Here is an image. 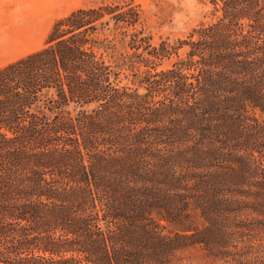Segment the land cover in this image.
<instances>
[{"label": "trees", "instance_id": "trees-1", "mask_svg": "<svg viewBox=\"0 0 264 264\" xmlns=\"http://www.w3.org/2000/svg\"><path fill=\"white\" fill-rule=\"evenodd\" d=\"M205 1L177 47L126 41L133 87L131 2L0 68V264H264V0Z\"/></svg>", "mask_w": 264, "mask_h": 264}, {"label": "rangeland", "instance_id": "rangeland-1", "mask_svg": "<svg viewBox=\"0 0 264 264\" xmlns=\"http://www.w3.org/2000/svg\"><path fill=\"white\" fill-rule=\"evenodd\" d=\"M129 2L139 11V24L129 29L119 27L110 33L115 38L116 56L119 59L120 55L131 58L124 70L119 72V86L133 87L139 73L146 70L140 64L146 55L141 50H130L126 46V41L134 35L145 39L152 47H158L162 42L169 48L177 47L178 42L194 28L212 19L211 7L205 0H7L0 20V52L4 55L7 52L9 58L6 61L12 63L43 48L54 22L70 11ZM182 54L183 51L179 50L178 55ZM175 60L176 55L173 54L158 62L157 68H167ZM144 65L151 66L147 62ZM136 73L138 75L134 76Z\"/></svg>", "mask_w": 264, "mask_h": 264}, {"label": "crops", "instance_id": "crops-1", "mask_svg": "<svg viewBox=\"0 0 264 264\" xmlns=\"http://www.w3.org/2000/svg\"><path fill=\"white\" fill-rule=\"evenodd\" d=\"M6 3H7V0H0V20L2 19V7ZM5 54L6 55H4L3 53L0 52V68H2L4 66H6L7 64L11 63L9 61H6L9 58V55L7 54V52ZM16 60H14V61H16Z\"/></svg>", "mask_w": 264, "mask_h": 264}]
</instances>
